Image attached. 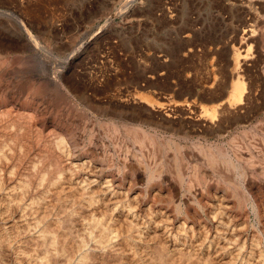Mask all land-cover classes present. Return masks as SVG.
Wrapping results in <instances>:
<instances>
[{
	"label": "bare ground",
	"instance_id": "bare-ground-1",
	"mask_svg": "<svg viewBox=\"0 0 264 264\" xmlns=\"http://www.w3.org/2000/svg\"><path fill=\"white\" fill-rule=\"evenodd\" d=\"M244 21L223 66L162 49L150 66L167 82H148L159 95L116 79L121 102L96 101L91 78L51 74L25 23L21 43L1 37L0 55L27 46L36 68L21 83L0 74V264H264V40L254 48ZM78 36L59 43L76 55L90 41Z\"/></svg>",
	"mask_w": 264,
	"mask_h": 264
},
{
	"label": "rangeland",
	"instance_id": "rangeland-1",
	"mask_svg": "<svg viewBox=\"0 0 264 264\" xmlns=\"http://www.w3.org/2000/svg\"><path fill=\"white\" fill-rule=\"evenodd\" d=\"M244 18L251 21L250 27L255 25L252 28L257 40L251 44L254 48L263 45L264 0H0V38L11 44L18 38L21 43L22 34L26 32L25 23L51 50L52 55H41L51 74L69 72L76 78H91L98 86L96 93L89 89L96 101L107 102L110 98L121 102L125 98L126 84L111 85L116 79L135 81L133 92L138 98L141 93L149 97L159 95L154 91H161L163 84L156 88V83L152 82H167L163 79L166 75L160 76L165 74V69H158L156 74L159 75H156L150 65L158 61L157 54L162 49L168 51L166 57L175 63L185 61L193 65L196 61L215 60L223 66L233 46L238 47ZM45 29L65 32L63 40L49 38ZM75 35H79L80 41L88 38L90 41L80 47L78 54L72 55L76 46L63 45L59 41L74 43ZM29 53L24 46L19 52L0 55V59H10L4 64L6 73L0 68L6 82L21 83L31 76L36 62L29 59ZM71 55L75 65L69 70ZM192 68L187 73L195 75L196 68ZM221 71L220 76L224 74ZM179 74L181 77L184 73ZM199 74H204L203 70ZM175 77L171 79L177 81ZM151 83L154 85H149ZM164 85L166 88V83ZM76 102L80 106L83 104L80 99ZM263 115L264 110L257 113L254 120ZM240 130L241 126L232 128L221 142L228 146L232 135ZM131 144L139 150V143Z\"/></svg>",
	"mask_w": 264,
	"mask_h": 264
}]
</instances>
